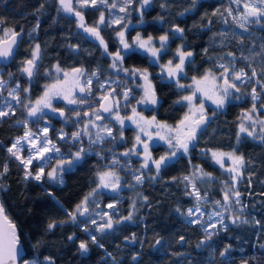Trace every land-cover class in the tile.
I'll list each match as a JSON object with an SVG mask.
<instances>
[{"label": "trees", "instance_id": "16d2710c", "mask_svg": "<svg viewBox=\"0 0 264 264\" xmlns=\"http://www.w3.org/2000/svg\"><path fill=\"white\" fill-rule=\"evenodd\" d=\"M137 4L133 3L129 7L130 16L124 21L135 24L126 30L127 40L137 32L144 38L148 35L158 37L174 24H179L185 29L186 39L171 37L168 53L160 61L163 64L172 58L174 51L181 44L185 45V51H192L194 56L190 58L191 63L185 64L186 75L181 77L182 81H192L193 77L201 78L208 69L218 73L216 66L220 58H226L229 52L235 54L233 65L235 70L244 69L251 75L254 68L259 75L251 82L241 85L242 98L232 100L224 109L219 110L206 130L202 131L196 150L191 153V163L187 157H180L162 167L157 180L145 179L141 183L143 198L147 197V201L136 203L133 220L123 221L107 233H97L98 240L104 244L103 249L91 242L88 234L82 230V224L78 227L70 222L66 213L74 211L76 205L95 187L96 175L100 171L111 166L117 168L127 179L131 177L130 173L135 171L133 170L135 160L130 159V163H127V160L117 154L131 146V131L125 130L124 142L116 139L91 146L84 138L82 143L74 144L71 139L62 141L58 137L60 130L69 135L77 131L83 120H87L83 113L99 108L100 97L106 93L99 88L97 79L93 78L91 94L86 93L82 97L85 100L84 104L70 106L62 102L54 104V108L63 109L65 114L71 117L68 124L63 125L58 117L43 118L50 121V139L63 152H76L81 146L87 150L82 159L65 168L62 174L63 184L36 181L31 178L25 180V169L6 151L14 138L20 136L25 129L22 123H17L26 119L24 110L16 108L15 115L0 119V172L3 171L6 163L8 165V172L0 177V185H2L0 201L6 215L18 229L20 242L25 251L22 260L31 261L32 264L33 262L47 264L45 257H52L54 264H114V257L115 264H264V247H262L264 245V142L258 138L241 136L237 143L236 137L243 114L253 103L249 95L251 88L255 86L257 91L261 92L256 79L264 81V73H261V69L264 68V47H262L264 21L260 24H247L248 30L245 31L225 11L230 5L228 0H197L194 8L191 0H153L152 6L144 14V23L140 24L134 10ZM187 8H191V11L185 12ZM217 8L224 13L223 16L212 15L213 10ZM58 9H60L58 0H0V18H2L0 30L10 28L23 32L13 60L7 66L0 64L4 72L12 73L14 80H17L22 87L29 88L33 97L39 94L49 81L50 78L45 73L53 65L59 64L61 68L66 69L82 68L87 75L98 70L100 82L109 78L121 81L119 86L112 85L116 89V98L121 101L123 98L120 93L125 87L132 88L131 80L126 79L123 73L117 75L110 70L109 56L102 54L103 47L99 46V42L86 37L77 26L76 17ZM80 11L84 15L86 26H92L101 8H81ZM103 11L109 15L107 9ZM161 16L164 18L163 21L158 19ZM225 18L227 23H224ZM209 19L211 24L208 23ZM37 23H39L38 28ZM120 29L119 25H113L105 26L101 31L109 52H115L119 46L115 34ZM220 33L224 35L221 36ZM241 37L243 42H240ZM36 43L40 44L41 53L34 76L29 80L27 76L20 74V69L23 66L22 61L30 58L31 49ZM71 45H79V48L73 49ZM205 48L208 49L206 55L203 52ZM229 60H232V57L227 61ZM123 67L148 69L156 93L161 98V104L146 111L147 115L153 114L157 119L168 124H175L181 118L185 105L182 102H174L180 100L182 91L175 84L162 81L157 75L159 67L152 65L145 54L129 52L125 56ZM135 82L140 84L139 79ZM132 92L135 99L130 100L125 107L126 111H122L124 115L128 113L127 107L134 106L136 100L140 98L139 92L137 93L133 88ZM197 100L199 103L200 100ZM214 107L205 103V111L209 116H212ZM76 111L81 113L79 118L74 115ZM258 118L264 119L261 110ZM41 121L42 119L28 120V128L35 130L37 125H42ZM245 124L247 125L246 121ZM257 127L259 128V125ZM114 134L118 136L116 132ZM201 149L222 151L235 149L237 155L244 156L246 166L242 170L243 176L237 183V190L241 193L240 204L243 206V212L239 216L247 219L248 223L231 224L227 221L229 224L227 232L220 230L219 235L213 237L209 247L197 248V243L204 239V232L199 226L188 224L181 219L175 211L177 207L183 211L193 205L192 199L186 194L188 188L180 180L187 176L195 165H200L216 179L211 184L212 190L206 188L207 198L215 201L222 200L223 188L218 180L227 178L212 164L207 154L201 153ZM164 152V148L160 146L152 149L154 157ZM113 156L118 157L119 164L111 165ZM172 177L178 179L173 181ZM130 179H128L129 183H131ZM105 202L106 198H102L99 202L100 206ZM130 203L127 196L119 202L115 213H110L113 219L127 216ZM256 220L261 223L256 224ZM52 221L66 222L48 230L47 225ZM73 234L76 239L69 241L68 236ZM133 234L136 236L135 241L124 239ZM180 236L185 237L184 242H180ZM157 239L161 240V243L155 247ZM81 240L88 241L89 251L85 254H81L78 250ZM226 245H231V248L225 257H221L219 252ZM107 253H111L112 256L109 257Z\"/></svg>", "mask_w": 264, "mask_h": 264}, {"label": "snow or ice", "instance_id": "6c2138e0", "mask_svg": "<svg viewBox=\"0 0 264 264\" xmlns=\"http://www.w3.org/2000/svg\"><path fill=\"white\" fill-rule=\"evenodd\" d=\"M60 9L66 13H72L77 18V26L83 30V33L88 37L94 38L99 41V46L103 47L104 55H107L111 58L110 68L113 69L117 75L123 73L126 79L131 80L134 84L136 80H142V84L135 85L136 87L142 90L143 95L136 100V105H158L160 99L157 96L156 89L152 84L150 79V73L147 68H126L123 67V62L125 56L129 52H142L148 58L152 65L159 67L160 76L162 81H171L174 82L178 88L186 89L192 88L190 95H185L180 98V100L175 101L174 103L186 102L188 106V112L185 113L184 117L179 121L175 126H171L165 123H160L157 121L156 116H152L151 119H147L141 116L137 112V108L132 107L131 111L132 116L123 117L120 115V100L116 98V89L112 87L113 84L120 85L121 81L106 79L103 82L99 81L98 70L93 71L91 75H87L85 70L82 68L72 69L71 80H69V73L63 72L64 79H57L54 83L46 84L44 86L43 95L40 96L35 102L29 100L27 103H23L20 95V85L17 84L14 88L7 89V97H3L2 91H0V104L3 107H0V119L15 115L16 108L13 105V101L16 105L22 106L26 112L28 118H35L36 120L43 119L47 116L45 109L51 110L52 113H57L65 121L71 119L70 116L66 115L63 109H57L53 107V100L58 97H63L70 104H84L85 100L83 98L77 100L74 98V92L78 90L79 93L91 94L92 92V83L93 78L97 79L99 88L104 90L106 94L101 97V102L99 108L93 109L91 112H84L83 115L88 117L86 123L78 129L77 131L72 132L70 135L63 130H60L58 137L60 140L71 139L75 144L77 142L82 143V136L89 137V145L100 144L106 141H115L117 139L114 134V129L108 124L103 123L105 117L102 113H108L109 116H112L115 123L120 127L119 139L123 140V128L125 126V121H131L135 124L138 132L135 136V143L132 148L125 150L121 153L124 157H130L132 155H141L143 153V160L140 165V168L135 169L133 174V180L135 184H141L145 179L148 180H157L160 177V172L162 167L166 166L170 161L178 159L180 157H187L189 163H191V153L196 150V146L199 142L200 135L202 131L206 130L208 124L216 117L219 110L224 109L225 106L232 102V100H240L242 98L241 85L245 82H251L255 77H258L257 71L253 68L251 75L248 74L244 69L239 71L234 68L235 54L232 52L227 53V57H232V60H229L225 63H219L216 67L218 70L214 72L212 69L205 71L204 75L197 79L196 77L192 78V85H184L180 83V78L183 75H186L184 72L185 64L191 63V57L194 56L192 51H185V45L181 44L176 49L174 59H168L166 63H160L163 56L167 55L169 41L171 37L177 39L185 40L184 36L185 29L179 24H174L172 27L165 32L163 35L158 37H153L148 35L145 39L139 32L132 38V42L126 39V32L129 28V23L124 21L128 16H130L129 7L133 3H138V7L134 9L138 15V23H144V14L152 6L153 0H75V3L80 5L81 8L92 7L100 8L103 6L108 10L109 16L111 19L106 18L105 11H100L99 19L94 26H86L84 15L82 11H78L73 7V0H58ZM197 0H191L192 8L196 6ZM234 3L238 6L242 4V11H240L239 16L233 14V9L231 4ZM41 7H43L41 5ZM163 7V5H161ZM119 9L120 13L125 15H115L113 12L116 9ZM191 11V8L185 9V12ZM228 16H231L233 21H236L239 24V27L248 30L247 24L256 23L260 24L261 21H264V0H230V5L225 9ZM221 15L224 13L220 12V9L217 8L213 10L212 15ZM183 15V13H181ZM160 21H163V17H158ZM246 22V23H245ZM0 23H2V18H0ZM211 24V20L208 21ZM224 23H227V19H224ZM105 25L111 27L113 25H119L122 30L117 31L116 35L119 37V43L121 47L115 52L108 51V45L105 42L103 36L100 32V26ZM36 27H39L37 23ZM35 31V29H33ZM171 33V36H170ZM20 32L15 31V29H5L3 37H0V59L7 60L13 56L14 46L17 45V41ZM219 35L223 36L224 33ZM243 42V37L241 41ZM73 49H78L79 45H71ZM264 47V46H262ZM206 55L208 49L203 50ZM41 46L39 43H36L31 49L30 58L22 61V67L20 71L27 75L29 80L34 76L35 69L37 67V61L40 58ZM123 53V54H122ZM247 59V57H242ZM221 60H224L225 57H221ZM174 60L178 61L174 63ZM55 70L57 73H60L62 69L59 64L55 65ZM261 73H264V68L261 69ZM12 73H9L11 76ZM80 77H86L84 80H81ZM7 81L3 79V76L0 75V90L6 88ZM256 84L260 85L261 92L257 91V88L253 86L249 95L253 101L252 106L247 112L243 114V118L239 124L238 131L236 133L237 143L241 139V134H247L249 137L258 138L264 142V119H259V112L261 109H264V81L257 78ZM107 86V87H106ZM24 93L30 91L29 88H23ZM199 93L200 102L199 105L196 104L197 94ZM120 96L125 102V107L130 103L131 99H135L132 88L125 87ZM10 98V99H9ZM205 100L210 101L215 107L212 113V116H209L205 111ZM261 101L260 108H257L256 101ZM76 117H80L81 113L79 111L74 112ZM245 121L250 122L245 124ZM17 123H22L25 127V131L22 136L16 138L10 147L6 149L10 157L14 158L19 162V165L25 169L24 178L25 180L31 178L36 181H41L45 177L48 180L53 182H58L63 184V172L65 171L64 165H72L73 163L82 159V157L87 153V150L84 147H80L75 153H69V158L58 160L57 165L53 167L50 171H45L47 163L51 160L50 153L60 154V148L53 143L49 137V126H45L42 129H37L36 132H33L28 128V119L24 121H17ZM257 125H259V135H257ZM155 129V139L152 131L150 129ZM95 129V132L92 131ZM94 137V139H93ZM156 140L164 141L167 145V151L164 155H161L158 159L154 158L151 154L150 147L151 144H154ZM151 142V144H150ZM27 147L28 155L27 157L22 155V152ZM201 153L207 154L210 150L201 149ZM211 159L218 164L222 169L228 172L231 175V184L225 182V188L222 190V200L212 201L213 208L219 207L222 211H211L207 213L208 224L205 227V221L202 219L206 213L204 209L200 206V200L205 197H201L199 189L196 187V184L192 181V176H195L196 173H199L200 177L205 176L210 177V173H204L202 168L199 165H195V172L189 176H184L183 180L191 184L192 191L186 193L187 195L194 196L196 199V204L193 207L187 208L186 210H181L180 207H177L175 211L183 216L188 224L198 225L203 228L204 239L197 243L196 247H209L210 242L213 237L219 235V231L223 230L227 232L229 224L226 221H230L231 224L237 223H248L247 219H242L241 216L233 213L230 216H225V213L229 212L233 206V198H235L234 203L240 204L241 193L235 188V183L243 176V169L245 168V158L243 155H237L236 150L233 149L229 152L224 151H211ZM40 162L39 169L33 174L31 167L33 162ZM230 164L226 167V163ZM120 161L118 157L113 156L111 165H117ZM130 163V162H129ZM155 169V175L145 176L144 169L151 170ZM8 172L7 163L3 166V171L0 172V177L5 175ZM99 183L96 188H93L79 204L76 205L75 210L72 212H67L68 220L78 227L83 225L82 230L88 234L89 239L97 247L103 249L104 244L101 243L97 238V233H107L109 230H114V226L120 224L123 221L133 220L135 202H133L132 208L133 211H129L127 216H122L117 220L113 219V216L109 212H95V217H99L97 220L91 215L94 209H90V202L95 204V200L92 199L103 189L111 190L114 193H119L122 184L121 177L114 168L111 166L103 171L98 173ZM177 177H172L173 181H176ZM135 185H132L134 187ZM2 187V185H0ZM147 201V197L143 198ZM98 207V205H96ZM108 209H115V203H109L106 205ZM243 206L241 207V211ZM80 218H84L81 220ZM215 218V222H212ZM66 221H52L47 225L48 230H52L56 227L61 226ZM256 224H260L259 220L255 221ZM211 229V231L209 230ZM76 239L75 234L68 236L69 241H74ZM126 241H135L136 236L133 234L131 237H125ZM180 242L185 241L184 236H180ZM20 243V238L17 233L16 227L11 221L8 220V217L5 215L4 206L0 203V264H17V255H18V245ZM161 240L157 239L156 244L159 245ZM264 247V245H262ZM231 245H226L222 251L219 252L221 257H225L229 252ZM78 250L85 254L89 251L88 241L81 240L78 245ZM214 251V250H213ZM109 257L112 256L111 253H107ZM135 259V257H133ZM47 264H54L52 257H45ZM115 264V258L113 257ZM24 264H29L25 261ZM35 264V262H33Z\"/></svg>", "mask_w": 264, "mask_h": 264}, {"label": "rangeland", "instance_id": "374dc122", "mask_svg": "<svg viewBox=\"0 0 264 264\" xmlns=\"http://www.w3.org/2000/svg\"><path fill=\"white\" fill-rule=\"evenodd\" d=\"M228 1L230 2V0H228ZM73 7L76 8L78 11H80V9H81L80 5H78V4L75 3V0H73ZM231 7H232V9H233V14L236 15V16H239L240 11H242V4H241V5L239 6V8H238V6H237L236 4L232 3V4H231ZM85 8H92V7H85ZM100 8H101V11L105 10V8H104L103 6H101ZM135 13L138 14L136 11H135ZM115 15H120V12H119V9H118V8H117L116 10H114V12H113V16H115ZM121 15H122V13H121ZM105 16H106V18H108V19H111V18H112L111 16L106 15V11H105ZM98 19H99V18H98ZM97 21H98V20H97ZM97 21H95V22L93 23V25H95ZM128 23H129V28L135 26V24H133L132 22H128ZM245 23H246V22H245ZM103 26L105 27V25H101L100 28H102ZM5 29H10V28H2V29L0 30V37H3V35H4V30H5ZM120 30H122V29H120ZM120 30H119V31H120ZM125 32H126V30H125ZM135 35H136V33H134V35L131 37V39L128 40L129 43L132 42V38H133ZM115 39L119 42V37H117L116 34H115ZM145 39H146V38H145ZM120 47H121V45H120V43H119V46H118L117 49H119ZM140 53H142V52H140ZM175 53H176V50L174 51V55H173V57L170 58V59H174ZM122 54H123V53H122ZM143 54H144V53H143ZM109 59H110V63H111V58L109 57ZM228 59H231V57H226L225 60H220V62H218V64H219V63H225V62H227ZM218 61H219V60H218ZM166 62H167V60H166L164 63H166ZM175 62H178V61L174 60V63H175ZM186 63H187V62H186ZM54 66H55V65H53V66H52L49 70H47L46 73H45V75L48 76V77L50 78L49 81H48L46 84L54 83L57 79H59V80H63V79H64L63 72H68V73H69V80H71V74H72V69H71V68L66 69V68H61V67H60V68L62 69V71H61L60 73H57L56 70H55V67H54ZM110 70H112L113 72H115V71H114L113 69H111V68H110ZM157 71H158V72H157V75L159 76V78H161V76H160V69L158 68ZM85 72H86V71H85ZM9 73H10V72H8V71H5V72H4V69H3V68L1 67V65H0V75H2V76H3V79H4L5 81L8 82L7 85H6V88L3 89V90H0V91H2V93H3V97H7V89L14 88L17 84L20 85V89H19V91H20L21 100L23 101V103H27L29 100H31L32 102H35L40 96L43 95V92H44V86H45L46 84L43 86V88L41 89V91H40L39 94L34 95V96L32 97L31 94H30V92H28V93H24V92L22 91V89H23V88H26V87H22L21 84H20L17 80H14L13 75L9 76ZM115 73H116V72H115ZM20 74L23 75V76H26V74L22 73L21 71H20ZM86 74H87V73H86ZM217 74H218V73H217ZM85 78H86V77H80L81 80H84ZM198 79H200V78H198ZM166 81H167V80H166ZM168 82H171V81H168ZM171 83L175 84L174 82H171ZM180 83H181V84H184V85H192L193 81L190 80V81H188V82H184V81H182V78H180ZM135 85H138V83L135 82V84H134V83L131 81L130 86H131L135 91H137V93L139 92L140 96H142V95H143L142 90H141L140 88L136 87ZM175 86L178 88V86H177L176 84H175ZM178 89L182 91V92H181V94H182L181 97H182V96H185V95H190L191 92H192V88H186V89H180V88H178ZM262 94L264 95V93H262ZM85 95H86V93H79L78 90H76V91L74 92V98H76L77 100H79L80 98L84 97ZM181 97H180V98H181ZM197 97H198L197 99L200 100L199 93L197 94ZM138 98H139V97H138ZM9 99H10V98H9ZM100 100H101V97H100ZM56 102H62V103H64V104L68 105V106L73 105V104L68 103L67 100L63 99V97H58V98L54 99V100H53V107H54V104H55ZM206 102L209 103L210 105H213L210 101L205 100V103H206ZM258 102H260V103L258 104ZM12 103H13V105H14L15 108H22V109L24 110L25 117H26L29 121H37L35 118H28V117H27V112H26V110H25L22 106H20V105H16L14 101H13ZM124 103H125V102H124V100L122 99V100L120 101V108H119L120 115L123 116V117L132 116L133 113H132L131 109H132V107H134V106L137 108V112H138L141 116H143V117H145V118H147V119H151V117L154 116L152 113H151L152 115H147V114H146V111L148 112L149 109H150V107H149L148 105H139V106H137V105H136V102H135V105H134V106H128V107H127V108H128V113H127L126 115H124V114L122 113V111H124V110L126 111L125 106H123ZM182 103H184V105H185V111H184V113L182 114L181 118H180L175 124H168V123L163 122V121H161V120H159V119L156 118L157 121L160 122V123H165V124L171 125V126H175V125H177V124L179 123V121L184 117L185 113L188 112V106H187V103H186V102H183V101H182ZM256 103L258 104V105H257V108L259 109V108H260L261 101L258 100V101H256ZM196 104L199 105L198 100L196 101ZM213 106H214V105H213ZM0 107H3V105L0 104ZM261 111L263 112V115H264V109H261ZM45 112L47 113V116H49V117H50V116H51V117H58L59 120L62 122L63 125L68 124V123H67L68 121H65V120H64L62 117H60L57 113H52L51 110H49V109H45ZM102 115L105 117L103 123L108 124L110 127H112V128L114 129V132H116V133L118 134L117 139H118L119 142H124V141H125V130H126V129H128V130L131 131V135H132V136H131V146L128 147L127 149L132 148L133 144L135 143V136L137 135V132H138V129H137L136 125L133 124V123H131V121L126 120V121H125V126H124V128H123V136H124V139H123V140H120V139H119V131H118V129H119L120 126H119L118 124L115 123L113 117H112V116H109V114H106V115H105V114L102 113ZM87 120H88V119H87ZM87 120H85V119L83 120V122H82L81 126L79 127V129L83 126L84 123L87 122ZM41 122H42V125H37V126H36V129H35V130H32L33 132H36L37 129H42V128H44L45 126H49V125H50V121H48V120H46V119H42ZM246 122H247V124L250 123V122H248V121H246ZM35 125H36V124H35ZM49 128H50V127H49ZM238 128H239V126H238ZM257 129H259V128L257 127ZM24 131H25V129H24ZM24 131H23V133H24ZM92 131L95 132V129H92ZM149 131H152V132H153L154 139H155V129H154V127H153V129H150ZM237 131H238V129H237ZM257 132L259 133V130H257ZM23 133H22L20 136H22ZM20 136H18V137H20ZM241 136H246V137H248V138H250V139H255V138H253V137H249V136H247V134H243V133L241 134ZM18 137H16V138H18ZM49 137H50V136H49ZM16 138H14V140H15ZM83 138H84V140H85L87 143H89V137H88V136H86V135H85V136H82L81 140H82ZM93 139H94V137H93ZM14 140H13V141H14ZM13 141H12V143H13ZM12 143H11V144H12ZM53 143H54V142H53ZM54 144H55V143H54ZM150 144H151V142H150ZM10 146H11V145H10ZM56 146H57V145H56ZM158 146L163 147L165 152L162 153V154H160L159 156L154 157L153 154H152V149H153L154 147H158ZM57 147H58V146H57ZM127 149H124V151L127 150ZM60 150H61V149H60ZM124 151L117 152L118 156H119L120 158H123V159L127 160V161H126L127 163H129V160H130V159H131V160H135V163H134L135 169L140 168V165H141L142 160H143V153H141V155H139V156H137V155H132V156H130V157H124V156L121 155V153H123ZM150 151H151L152 156H153L154 158L158 159L161 155H164V154L166 153V151H167V145H166V143H165L164 141L156 140V142H155L154 144H151ZM211 151H222V150H210V151H208V152H207V157H209L210 159H211ZM230 151H232V150H230ZM224 152H229V151H224ZM71 153H75V152H71ZM68 154H69V153H67V152H63L62 150L60 151V154L50 153V155H51L52 158H51V160L47 163V165H46V167H45V171H46V172H47V171H50L53 167H55V166L57 165L58 160L69 158ZM22 155L25 156V157H27V155H28L27 147H25V150L22 152ZM131 160H130V161H131ZM211 162H212V164H213L214 166H216V168H218L219 172H220L222 175L227 176V178H225V180H218V182H221V183H222V188L224 189V188H225V182H227L228 184H231V183H232V181H231V175H230L228 172H226L224 169H222L218 164H216L212 159H211ZM229 164H230V162H227V163H226V167H227ZM39 166H40V162H37V161H34V162H33V166L31 167V171L33 172V174H35V172L39 169ZM68 166H69V165H64V168H66V167H68ZM112 168H114V167H112ZM135 169H133V170H135ZM105 170H107V169H105ZM105 170H103V171H105ZM114 170H116L117 173H118V174L120 175V177H121V184H122V187H121V189H120V191H119L118 194H117V193H112V192H111L110 190H108V189H103V190L100 191V194H98L97 196H95L94 198H92V199L95 200V204H93V203L90 202L89 207H90V209H94V211L91 213V215H92L93 217H95V212H104V211H107V212H109V214H110V213H113V214H114V213H115V209L117 208V204H118L119 202L123 201L124 198H125L126 196L129 197V200L131 201L130 206H129V208H128V212H129V211H133V208H132L133 202H135V207H136V203H137L139 200H141V196L139 197V193H138V192H139V190H138V186H139L140 184H138V185L135 184V181L133 180V174H134L135 171H133V173H130V176H131L130 178H131V179H130V178H128V179H130V182H131V183H129L127 177H126L125 175H123L121 172H119V170H118L117 168H114ZM202 170H203V169H202ZM103 171H100V172H103ZM143 171H144L145 176L155 175V169H154V167L151 168V170L144 169ZM100 172H99V173H100ZM194 172H195V167H193V169L191 170V172H190L187 176L191 175V174L194 173ZM203 172H204V173H207V172L204 171V170H203ZM29 179H30V178H29ZM43 180L46 181V182H50V183H58V182H53V181L48 180L47 177H45ZM215 180H216V179H215V177H214L213 175H211L210 177L205 176V177L201 178L200 175H199V173H196L195 176H192V181L196 184V187L199 189L200 193L202 194L201 197H205V195L208 193L207 191L210 190V189L212 190V187H211L212 185H211V184H212V182H214ZM239 180H240V179H238V181H239ZM180 181L184 182V184H185L186 187L188 188V192H191V191H192L191 184H190L189 182H187V181H184V180H183V177L181 178ZM238 181L235 183V188H236V189H237V183H238ZM98 183H99V177H98V174H97V175H96V185H95L94 188H96V186H97ZM132 185H135V186L132 187ZM206 188H209V189L206 190ZM203 189H204V190H203ZM202 191H203V192H202ZM189 196H190V198H191L192 201H193V205L190 206V207H193V206L196 204V199H195L194 196H191V195H189ZM221 197H222V191H221ZM102 198H106V202L104 203L103 206H100V203H99V202H100V200H101ZM234 200H235V198H233V206H232V208L230 209L229 212L225 213V216H230V215H232L233 213H235L236 215H240V214L243 212V210L241 211V207H242L241 204H239V205L235 204V203H234ZM109 203H115V204H116V208H115L114 210H113V209H108V208H106V205L109 204ZM96 205H98V207H97ZM200 206H201L202 209H204V211H205V213H206V215L202 218V219L206 222V223H205V227H207V224H208V216H207V213H208V212H211V211H213V210H215V211H222V209L219 208L218 206L215 207V208H213L212 201H210V200L207 198V195H206V198H202V199L200 200ZM190 207H187V208H190ZM187 208H186V209H187ZM186 209H185V210H186ZM116 213H117V212H116ZM110 215H111V214H110ZM178 215H179V214H178ZM179 217H180L181 219H183L184 221H186L185 218H184L183 216L179 215ZM95 218H96L97 220H99V217H95ZM212 222H215V218L213 219ZM226 222H227V221H226ZM197 226H198V225H197ZM199 228L203 231V228H202V227L199 226ZM209 230L211 231V229H209ZM203 232H204V231H203ZM22 262H23V263H22ZM24 262H25V261L21 260L20 264H24ZM27 262H29V264H32L31 261H27Z\"/></svg>", "mask_w": 264, "mask_h": 264}, {"label": "water", "instance_id": "95a60500", "mask_svg": "<svg viewBox=\"0 0 264 264\" xmlns=\"http://www.w3.org/2000/svg\"><path fill=\"white\" fill-rule=\"evenodd\" d=\"M18 32H20L21 35H20L19 38H18L17 45L14 46L13 56L10 57V58H8L7 60L0 59V64H1L2 66H7V65H9V63L13 60V58H14V56H15V54H16V51H17L18 45H19V43H20V41H21V39H22V37H23V32H22V31H18ZM26 76H27V75H26ZM27 79H29V78L27 77ZM31 79H32V78H31ZM139 82H140V84L143 83L142 80H139ZM157 96H158V95H157ZM158 98L160 99V103H159L158 105H148V106H149L150 108H157V107H159L160 104H161V98H160L159 96H158ZM103 114L106 115V114H108V113H103ZM210 123H211V122H210ZM210 123L208 124V126L210 125ZM208 126H207V127H208ZM111 192H112V191H111ZM113 193H114V192H113ZM0 203H1V201H0ZM4 212H5V209H4ZM5 215H6V212H5ZM6 216H7V215H6ZM7 217H8V216H7ZM8 220L11 221L9 217H8ZM11 223L14 224L12 221H11ZM14 225H15V224H14ZM15 227H16V225H15ZM16 230H17V233L19 234L17 227H16ZM154 246L157 247L158 245L155 243ZM81 254H82V253H81ZM24 255H25V251H24V248H23V246H22V244H21V242H20L19 245H18L17 264H20V262H21L22 258L24 257Z\"/></svg>", "mask_w": 264, "mask_h": 264}, {"label": "flooded vegetation", "instance_id": "af4514ba", "mask_svg": "<svg viewBox=\"0 0 264 264\" xmlns=\"http://www.w3.org/2000/svg\"><path fill=\"white\" fill-rule=\"evenodd\" d=\"M138 7V4H137V6H136V8ZM243 10V9H242ZM68 14H70V15H72V16H74V14H72V13H68ZM100 14V13H99ZM138 17H139V15L138 14H136ZM75 17V16H74ZM98 18H99V16H98ZM98 18H97V20H98ZM96 20V21H97ZM92 26H94V25H92ZM89 27H91V26H89ZM105 27L103 26L102 28H100V32L104 29ZM82 30V29H81ZM83 31V30H82ZM102 33V32H101ZM86 35V34H85ZM86 37L89 39V40H92V41H95V42H99V41H97V40H95L94 38H91V37H88L87 35H86ZM87 119H88V117H87ZM159 156V155H158ZM200 166V165H199ZM201 167V166H200ZM202 168V167H201ZM147 177V176H146ZM142 185L140 184L139 186H138V190H139V197L141 196V200H139V201H144V199H143V191H142ZM111 191V190H110ZM203 192V191H202ZM113 193V192H112ZM202 195V194H201ZM138 201V202H139Z\"/></svg>", "mask_w": 264, "mask_h": 264}]
</instances>
